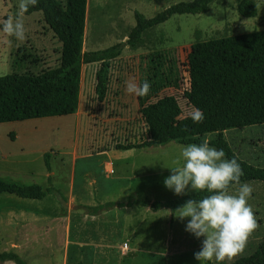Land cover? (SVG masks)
Listing matches in <instances>:
<instances>
[{"label": "rangeland", "instance_id": "rangeland-1", "mask_svg": "<svg viewBox=\"0 0 264 264\" xmlns=\"http://www.w3.org/2000/svg\"><path fill=\"white\" fill-rule=\"evenodd\" d=\"M180 1L191 0H87L83 50L114 46L120 50L111 60L105 98L100 100L96 93L101 63H87L82 66L74 114L0 123V172L9 176L3 175L5 180L43 188L55 185L61 191L41 200L1 193L0 252L15 251L27 264H199L194 253L200 240L186 232L185 222L169 214V209L114 206L93 214L90 208L107 200H166L184 195L164 186L170 170L159 161H170L185 144L171 141L149 148H117L148 139L138 96L125 91V82L139 85L143 71H148L154 80L152 102L159 103L179 127L189 126L196 110L184 95L190 87L192 44L264 30V0H255L257 14L252 17L240 14L239 0H213L206 12L174 14L146 29L136 45L128 42L137 24L136 12L151 18ZM18 4L19 0H0V22L15 17ZM21 19L23 40L0 32V76L38 74L60 63L61 42L42 13L24 14ZM224 135L239 158L264 167V123L230 128ZM215 137L216 133L204 136ZM245 183L253 189L248 203L256 228L243 250L224 264L253 254L264 240V182ZM237 188L234 185L229 191Z\"/></svg>", "mask_w": 264, "mask_h": 264}, {"label": "trees", "instance_id": "trees-1", "mask_svg": "<svg viewBox=\"0 0 264 264\" xmlns=\"http://www.w3.org/2000/svg\"><path fill=\"white\" fill-rule=\"evenodd\" d=\"M212 1H180L151 18L136 12L137 24L128 42L136 45L146 29L165 22L174 14L206 12ZM238 9L247 17L257 14L255 0H239ZM86 11L87 0H36L27 8L24 14L41 12L46 24L61 42L60 63L38 74L1 75L0 123L74 114L79 103L82 66L87 63H101L96 74V93L100 100L105 98L111 60L119 56L120 50L118 46L83 50ZM18 59L21 60V57ZM188 72L190 87L184 95L195 109L201 110L203 120L186 127L173 123L164 108L152 102L154 80L148 71H143L140 84L147 80L150 89L147 95L138 96V101L148 139L140 143L118 144L117 148H149L171 141L186 145L198 143L205 135L216 133V137L208 141L223 149L226 158L236 159L243 172L240 181L264 182V167L239 158L224 135V131L230 128L264 123V30L194 42L188 56ZM48 157L49 154H46L50 170ZM55 191L53 186L23 185L0 177V194L11 193L20 198L41 200ZM204 195L207 193L190 192L167 200L145 197L130 202L109 201L90 208L93 214L114 206L132 205L149 206L152 211L167 208L173 212L186 200L199 199ZM7 260L27 264L19 253L12 250L0 252V261ZM232 264H264V240L253 254L240 257Z\"/></svg>", "mask_w": 264, "mask_h": 264}, {"label": "clouds", "instance_id": "clouds-1", "mask_svg": "<svg viewBox=\"0 0 264 264\" xmlns=\"http://www.w3.org/2000/svg\"><path fill=\"white\" fill-rule=\"evenodd\" d=\"M36 0H19L15 17L0 22V32L16 40H23L25 26L22 17ZM150 83L137 85L125 82V91L135 96L149 93ZM201 110L191 113L193 122L203 120ZM162 167L170 170L163 180L164 186L176 195L186 191L206 192L199 199H188L173 212L185 222L186 232L200 240V249L194 253L199 264H224L243 250L250 233L256 228L253 211L248 200L253 191L248 183L240 181L242 169L236 159L225 157L223 149L211 145L207 138L198 143H188L179 149L170 161L161 159ZM231 185H238L233 193Z\"/></svg>", "mask_w": 264, "mask_h": 264}, {"label": "crops", "instance_id": "crops-1", "mask_svg": "<svg viewBox=\"0 0 264 264\" xmlns=\"http://www.w3.org/2000/svg\"><path fill=\"white\" fill-rule=\"evenodd\" d=\"M67 116V115H66ZM33 119L34 118H32V119H27V120H29L28 122H33ZM14 141H16V140H14ZM7 156V155H6ZM104 164H107V161H105V163ZM50 171H51V166H50V170H48V172L50 173ZM13 172V171H12ZM1 173H3V172H0V177L1 178H3L4 180L5 179H8V178H5V177H3V175H7V174H1ZM6 173H11V171H6ZM8 176V175H7ZM9 177V176H8ZM49 179H50V175H49ZM51 186H53V185H51ZM55 189H56V191L53 193V194H57V193H59V192H61L60 190L58 191L57 190V188L55 187V185L53 186ZM145 198V197H144ZM148 198V197H147ZM24 199H27V198H24ZM142 199V198H141ZM150 199V198H149ZM34 200V199H33ZM152 200V199H151ZM154 200H157V199H154ZM167 200V199H166ZM63 201L64 200H62V203H63ZM109 201H114V202H117V203H121V202H118V201H115V200H107V201H104V202H109ZM103 201H101L99 204H103L104 203ZM63 205H64V203H63ZM64 206H66V205H64ZM120 207V206H119ZM149 207V206H148Z\"/></svg>", "mask_w": 264, "mask_h": 264}, {"label": "bare ground", "instance_id": "bare-ground-1", "mask_svg": "<svg viewBox=\"0 0 264 264\" xmlns=\"http://www.w3.org/2000/svg\"><path fill=\"white\" fill-rule=\"evenodd\" d=\"M86 21H87V23H88V11H87V17H86Z\"/></svg>", "mask_w": 264, "mask_h": 264}, {"label": "water", "instance_id": "water-1", "mask_svg": "<svg viewBox=\"0 0 264 264\" xmlns=\"http://www.w3.org/2000/svg\"><path fill=\"white\" fill-rule=\"evenodd\" d=\"M64 205H66V203L63 201Z\"/></svg>", "mask_w": 264, "mask_h": 264}]
</instances>
